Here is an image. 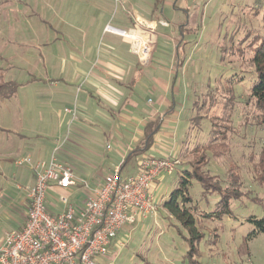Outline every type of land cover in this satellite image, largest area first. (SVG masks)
I'll return each instance as SVG.
<instances>
[{
	"label": "rangeland",
	"instance_id": "374dc122",
	"mask_svg": "<svg viewBox=\"0 0 264 264\" xmlns=\"http://www.w3.org/2000/svg\"><path fill=\"white\" fill-rule=\"evenodd\" d=\"M40 3V0H0V75L5 81L21 84L32 76L46 77L45 63L34 49L33 26L37 18L33 10ZM162 5L159 10L163 9L165 21L173 17L185 20L187 12H192L182 26L164 28L151 23L148 30H140L143 36H148L149 47L157 38V54L164 47V52L169 53L167 61L162 59L158 73L173 70L175 41L181 37L184 42L181 52L184 65L178 70L181 82L177 96L181 105L178 119L187 120L186 127L192 118L195 123L189 130L187 128L180 152L169 157L178 160L179 166L191 159L190 150L205 141L212 121L216 122L217 128L227 132L228 149L220 157L209 152L208 164L203 169L211 176L216 175L217 179H212L214 182L224 180L226 171L234 166L240 176L242 196L230 199V213L220 218L195 216L200 220L201 224L198 221L196 225L203 236L190 255L189 245L183 238L187 236L186 230L168 217L162 206L177 185L176 169L164 172L153 192L156 212L127 222L108 246L106 254L96 258V264H264V233L249 237L254 227L250 218L264 216V107L256 109L249 95L255 76L245 59L251 54L244 48L242 60L237 53L230 52L246 35L261 31L264 0H177L176 5L180 6L171 11ZM137 33L127 34L136 37ZM133 48L137 51L135 46ZM237 71L240 73L233 84L234 99L227 103L223 95H228L225 91L232 84L223 85L225 77ZM21 86L13 97L0 100V134L4 128H11L18 122L29 133L28 128L38 126L41 120H49L47 112L44 113L46 107L43 102L39 104L41 101L34 94L40 84ZM12 121L15 123L11 124ZM107 143L117 146L121 142L105 137L100 148L105 149ZM24 170L19 166L14 171L0 172V238L5 232L16 229L26 209V201L22 203L26 182L19 175ZM201 190L198 182L192 180L189 186L192 204L199 211L212 212L218 195L214 192L203 197ZM63 193L60 189H47L49 210L55 212L62 208L59 197Z\"/></svg>",
	"mask_w": 264,
	"mask_h": 264
},
{
	"label": "crops",
	"instance_id": "0c3cea01",
	"mask_svg": "<svg viewBox=\"0 0 264 264\" xmlns=\"http://www.w3.org/2000/svg\"><path fill=\"white\" fill-rule=\"evenodd\" d=\"M176 1L40 0L33 10L37 18L34 49L48 72L46 77L34 75L35 80L27 84H40L34 94L46 107L44 113L49 120L28 128L29 133L13 121L11 128L3 129L0 172L23 166L25 170L19 175L27 189L34 183L32 165L47 162L59 146L57 159L70 164L76 177L93 189L115 167L127 176L136 172L142 156L173 157L179 153L188 126L187 120L178 119V70L184 65L177 69L182 55L176 53L178 38L173 48V70L158 73L162 59L167 61L169 53L164 52L165 47L156 53L157 38L143 62L133 48V39L122 33L137 31L143 35L140 30H148L151 23L164 28L187 23L190 11L185 20L173 17L165 21L163 9L159 10L162 2L169 11L175 10L180 6ZM154 122L158 128L143 150L146 127ZM42 136L44 139H40ZM105 137L121 143H109L110 148L107 143L102 149L100 143ZM135 149L139 153L128 158ZM25 158L30 162H24ZM71 195L72 199L83 197L79 185ZM25 196L26 191L23 204ZM26 209L15 230L23 225Z\"/></svg>",
	"mask_w": 264,
	"mask_h": 264
},
{
	"label": "built area",
	"instance_id": "2783aa9c",
	"mask_svg": "<svg viewBox=\"0 0 264 264\" xmlns=\"http://www.w3.org/2000/svg\"><path fill=\"white\" fill-rule=\"evenodd\" d=\"M150 49L148 41L143 53L137 51L143 62ZM58 147L47 162L32 165L34 183L26 189V218L20 229L0 238V264H96L127 222L156 212L153 191L157 180L178 163L169 156H142L135 173L123 176L115 167L90 189L70 164L57 159ZM77 185L83 197L72 199ZM49 188L65 192L59 197L60 212L47 207Z\"/></svg>",
	"mask_w": 264,
	"mask_h": 264
},
{
	"label": "trees",
	"instance_id": "16d2710c",
	"mask_svg": "<svg viewBox=\"0 0 264 264\" xmlns=\"http://www.w3.org/2000/svg\"><path fill=\"white\" fill-rule=\"evenodd\" d=\"M182 26V25H181ZM184 42L181 37L177 39L176 42V53L182 54ZM243 45V46H241ZM244 48L247 52L250 53V57L245 59V61L251 67V73L254 74L255 79L250 87V98L253 99V103L256 109L260 110L264 107V12L262 14V29L260 32L246 35L240 42L237 44V48L232 49L231 54L237 53L240 59H244ZM184 59L179 58L177 60V69L182 67ZM238 73V74H237ZM233 73L228 77H225V82L223 85H226L227 82L231 83L232 86L230 89L225 91L228 95L224 94L223 96L226 99L227 103L233 101L234 97L233 84L234 80L240 72ZM236 76V77H235ZM37 79V78H36ZM35 80L32 76L30 79L17 84L11 80H3L0 75V100H5L13 97L18 87L24 84H27ZM225 88V86H223ZM255 115L253 118H256ZM246 118V117H245ZM264 118V117H263ZM219 119V117H217ZM219 120H222L221 118ZM247 120V119H244ZM195 122L193 118L189 120L188 130L192 128ZM216 127V128H215ZM158 128L157 122L149 124L146 127L145 138H144V148L146 150L151 142L153 134ZM226 130L217 128L216 122L212 121L211 128L207 133L205 141L195 144V146L190 150L192 153V158L182 162L179 165L175 166L176 173L178 176L176 187L170 192L169 197L164 200L162 203L163 208L166 210L168 217L175 219L177 224L186 230L187 236H183L184 240L189 245L188 254L192 255L195 251V244L202 238L203 233L199 230V225H196V222L200 220L195 216H200L207 219L220 218L223 214H229L230 210L228 203L230 199H236L242 196L241 181L238 174V170L233 169L232 166L226 171V176L224 180H215L212 182V179H217L216 175L211 176L208 174L207 170L203 168L208 164L209 161V152L214 157H220L226 153L228 149V142H226ZM182 141V147L183 143ZM185 144V143H184ZM139 149L132 150L128 158L139 153ZM180 167V169L177 168ZM192 180L198 182L201 187V195L206 197L209 193H217L218 201L215 204V209L212 212L205 213L197 210V208L192 204V199L189 195V186L191 185ZM250 222L253 223V230L249 234V237L255 236L258 233H264V216L262 218L251 217ZM201 224V223H200ZM177 226V231L180 233V227Z\"/></svg>",
	"mask_w": 264,
	"mask_h": 264
},
{
	"label": "bare ground",
	"instance_id": "6f19581e",
	"mask_svg": "<svg viewBox=\"0 0 264 264\" xmlns=\"http://www.w3.org/2000/svg\"><path fill=\"white\" fill-rule=\"evenodd\" d=\"M125 35L131 37L133 39V46H135L137 48L138 52H142L143 48H144V43L146 42V36L140 35L139 33L136 34V37L134 35L131 34H127L125 33ZM138 39H140V42H138ZM143 53V52H142Z\"/></svg>",
	"mask_w": 264,
	"mask_h": 264
}]
</instances>
